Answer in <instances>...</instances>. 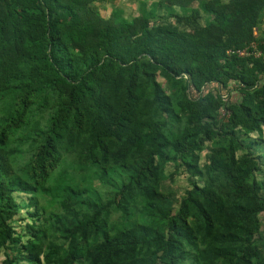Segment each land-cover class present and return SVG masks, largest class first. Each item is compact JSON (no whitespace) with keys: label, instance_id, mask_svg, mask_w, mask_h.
Returning a JSON list of instances; mask_svg holds the SVG:
<instances>
[{"label":"trees","instance_id":"16d2710c","mask_svg":"<svg viewBox=\"0 0 264 264\" xmlns=\"http://www.w3.org/2000/svg\"><path fill=\"white\" fill-rule=\"evenodd\" d=\"M156 1L175 21L0 0V264H179L216 225L220 261L264 264V0ZM174 120L190 187L159 216Z\"/></svg>","mask_w":264,"mask_h":264},{"label":"rangeland","instance_id":"374dc122","mask_svg":"<svg viewBox=\"0 0 264 264\" xmlns=\"http://www.w3.org/2000/svg\"><path fill=\"white\" fill-rule=\"evenodd\" d=\"M96 8L104 17L112 16L116 21H132L136 17L148 16L153 20H160L162 17L168 22H173L175 19L170 16L174 9L163 8L158 10V3L156 0H96ZM257 37L264 39V21L259 26L254 28ZM159 80L168 87V94L171 96V105L169 103L170 112H180V93L178 87L180 82L168 81L164 74L159 76ZM144 84H146L144 82ZM170 90V91H169ZM174 92V93H172ZM176 106V107H175ZM2 109L0 110V120L5 116ZM179 125L177 121H171L167 128V133L171 137L169 145L164 149V155L158 158L157 168L159 171L158 181L153 184V187L158 192H164L168 199L161 198V204L158 206V215L163 216L170 212L174 203L179 200L181 194L190 187L187 173H176L174 163L176 162V149L172 140L179 135ZM216 142H213V145ZM160 181L162 185H160ZM166 185V187H165ZM167 187L169 189H167ZM129 194L138 202L145 203L147 195L141 191L140 188H131ZM193 246H190L180 257L179 264H238L230 262L229 260L220 261L219 257L223 251H230L233 253L239 252L240 244L232 242L224 236L223 229L216 225L213 232L206 230L201 226H197L193 235Z\"/></svg>","mask_w":264,"mask_h":264},{"label":"built area","instance_id":"2783aa9c","mask_svg":"<svg viewBox=\"0 0 264 264\" xmlns=\"http://www.w3.org/2000/svg\"><path fill=\"white\" fill-rule=\"evenodd\" d=\"M262 52L263 51L254 42L251 43L248 46H244L242 48H238V50H237V53L240 56H248V55H251V54H254L256 56H260L262 54Z\"/></svg>","mask_w":264,"mask_h":264}]
</instances>
